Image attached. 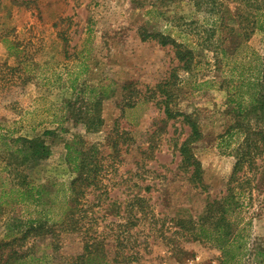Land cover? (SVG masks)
I'll return each instance as SVG.
<instances>
[{
	"label": "rangeland",
	"instance_id": "1",
	"mask_svg": "<svg viewBox=\"0 0 264 264\" xmlns=\"http://www.w3.org/2000/svg\"><path fill=\"white\" fill-rule=\"evenodd\" d=\"M167 92L172 112L190 113L202 132L192 145L202 185L182 163L190 126L166 115ZM259 95L264 0H0V264L22 252L76 264L87 240L108 264H264V150L238 163ZM85 115L102 116L97 130ZM18 136L46 156L13 153ZM230 187L236 255L203 232ZM66 211L71 230L57 224ZM34 224L51 232L23 237Z\"/></svg>",
	"mask_w": 264,
	"mask_h": 264
},
{
	"label": "trees",
	"instance_id": "2",
	"mask_svg": "<svg viewBox=\"0 0 264 264\" xmlns=\"http://www.w3.org/2000/svg\"><path fill=\"white\" fill-rule=\"evenodd\" d=\"M254 27V26H253ZM259 27V26H258ZM261 28V27H260ZM255 31V27L251 28L249 32H246V38L250 37V35ZM149 36L152 37H158L159 42L162 45H167V44H173L176 47V54L179 59V61L184 60L185 62L189 61V52L187 50L182 49V44L176 42L175 40L170 38L169 34H164V33H150L148 34ZM144 37H147V35H144ZM76 81L73 80L72 86L75 88L74 82ZM165 84L159 85L161 91L164 93L166 90L164 89ZM166 95V115L169 117H175L177 115H182L184 117V120L189 124L190 126V133L188 137L183 141L180 147V153L182 157V163L187 166L192 168V173H191V178H193L194 181L198 182L200 185L203 183V177H202V166L201 162L195 155L192 145L198 141L201 136L202 132L199 129V126L195 120L191 117L190 113L183 112V111H177V112H172V110L169 107V100H171V94L169 92L165 93ZM253 104L247 111V114L243 116V118H247L249 114H252L255 116V118L250 117L253 119V122L255 123L253 126L250 121L244 122L242 128V133L243 134V139L244 143L243 145L246 146V150H242V152L238 156V163L248 161L251 158H254L255 155L259 154L260 152H255L254 149H261L264 150V99L262 95L259 96H254L253 99ZM95 102L98 104V100H95ZM135 100L129 99L128 102L126 103L128 106H132L134 104ZM93 105V107L96 106ZM90 105H92L90 103ZM87 108V107H86ZM240 113L243 112V108L240 106L239 109ZM85 114L87 115L88 113H92L93 109L88 106V109L84 111ZM83 112V113H84ZM85 116L80 117V121L82 124L85 126L87 131H92V130H97L103 120L101 115H98L97 117H88L86 118ZM241 130V129H240ZM49 132V130H46V133ZM230 134V133H228ZM18 142H24L23 147L22 146H17L16 148L13 149V153L16 155H19L21 152H24V160L32 159L34 158L35 161H38L42 159L43 157L46 156L45 151L43 150V146L40 145V141L37 139H29L26 137L18 136L13 139V144H16ZM75 143H68L67 147L69 150H73L74 152H78L80 154H83L84 150H80L77 148H74ZM68 154V157H71V155ZM80 158V156L77 155L73 156L72 154V160H76ZM84 158H82L83 160ZM87 177V176H86ZM86 177L82 176L78 180H73L70 182L68 188L71 194H74L76 191L77 183L79 180H86ZM239 177L237 176V172L234 170L230 179L229 183L232 185L233 182H237ZM228 188L229 192L228 195L219 202V207L217 210V215H216V224L214 225L213 230H204V235L211 239L216 246L224 253H233V255H236L237 252L239 251L241 247V242L239 239L237 240V234L235 233L236 224H235V219H233V213L238 209V196L235 190L232 189L231 191ZM37 192L40 193V189L37 188ZM38 193V194H39ZM71 208V207H70ZM68 210V209H67ZM73 211V210H72ZM69 215L66 211V214L62 218L59 224L62 228L66 230H71L70 228V223H69ZM56 226V223L54 224ZM49 227H46L41 224H34L29 227V229L26 231L23 237L27 236L29 233H39L42 231L45 232H51L49 230ZM204 227L202 228V230ZM54 232V231H52ZM28 233V234H27ZM98 243H90L89 240L86 241L84 245V249L80 254H78L77 258L78 261L76 264H108L107 261L104 260V257H102L101 254V249L97 246ZM17 254V253H16ZM49 254H42V255H35L33 252H29L24 254L18 253L17 255L14 256L13 262L11 264H41L43 263L44 259L48 256ZM11 260V259H10Z\"/></svg>",
	"mask_w": 264,
	"mask_h": 264
}]
</instances>
